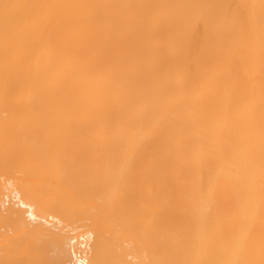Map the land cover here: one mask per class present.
<instances>
[{
  "label": "bare ground",
  "instance_id": "obj_1",
  "mask_svg": "<svg viewBox=\"0 0 264 264\" xmlns=\"http://www.w3.org/2000/svg\"><path fill=\"white\" fill-rule=\"evenodd\" d=\"M257 214L264 0H0V264H264Z\"/></svg>",
  "mask_w": 264,
  "mask_h": 264
},
{
  "label": "rangeland",
  "instance_id": "obj_2",
  "mask_svg": "<svg viewBox=\"0 0 264 264\" xmlns=\"http://www.w3.org/2000/svg\"><path fill=\"white\" fill-rule=\"evenodd\" d=\"M249 215H237V214H217L213 215L216 219H224V218H233V217H247ZM254 217L260 218L257 222L253 223L251 226L252 232H259L264 230V214H257Z\"/></svg>",
  "mask_w": 264,
  "mask_h": 264
}]
</instances>
